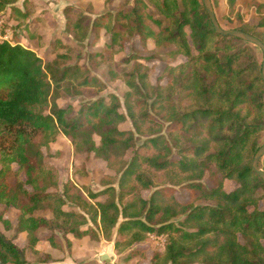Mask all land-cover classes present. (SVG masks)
Instances as JSON below:
<instances>
[{"label":"trees","instance_id":"trees-1","mask_svg":"<svg viewBox=\"0 0 264 264\" xmlns=\"http://www.w3.org/2000/svg\"><path fill=\"white\" fill-rule=\"evenodd\" d=\"M16 1L0 0V8ZM223 1L211 0L215 15ZM253 1L264 12V0ZM236 2L226 0L232 10ZM262 19L244 22L237 13L225 27L217 17L222 28L264 43ZM78 27L79 22L73 29ZM101 34L107 50L123 49L126 40L136 38L150 53L121 59L128 66L121 72L122 101L108 93L83 103L76 114L71 105L51 100V93L53 84L77 67L57 77L34 48L0 42V201L14 204L5 179L10 163L18 166L20 185L32 188L22 189L29 205L18 207L14 235L25 233L34 248L41 239L38 229L44 228L45 240L60 248L62 236L91 240L101 234L129 260L145 255L133 247L146 234H166L164 249L152 251L149 264H264V208H259L264 182L251 168L264 123V85L261 62L250 55L249 43L216 33L201 0H132L93 19L90 49ZM159 55L184 61L165 64V82L152 85L148 67L138 60ZM102 56L90 50L87 60L101 66ZM92 82L86 75L79 84ZM128 119L132 127L122 128ZM60 134L73 142L88 137L85 151L109 171L103 189L83 191L65 183L61 192L51 191L57 169L43 162L42 151ZM225 181L233 183L232 190H225ZM176 186L185 191L184 199ZM201 199L208 204L196 205ZM41 203H47L50 218L33 215ZM0 264H27L2 232Z\"/></svg>","mask_w":264,"mask_h":264},{"label":"rangeland","instance_id":"rangeland-1","mask_svg":"<svg viewBox=\"0 0 264 264\" xmlns=\"http://www.w3.org/2000/svg\"><path fill=\"white\" fill-rule=\"evenodd\" d=\"M131 2L132 0H24L20 5L21 10L17 9L16 5H10L9 9L4 6L1 9L4 10V27L9 29L8 40L12 45L19 43L22 46L34 48L42 58L43 63L53 68L57 77L64 70L76 69L75 67H77L78 71L75 74L54 83L51 93V100L62 106L71 105L72 114H76L83 103L106 96L108 93L116 94L122 101L126 86L121 78V72L128 66L121 59L129 54L145 56L150 53L139 44V40L136 38L126 40L123 49L116 46L112 50H107L104 45L105 35L103 34L96 41L94 48H89V30L93 19L107 11L115 12L118 8ZM256 9L257 6L254 5L253 0H237L233 10L224 0L216 13V17L225 27L229 26L227 24L236 21L237 13L244 22L251 21L258 24V22H263L264 12ZM16 10L26 12L27 15L25 17L14 15L13 17ZM32 12H34L33 16L29 14ZM78 22L77 30L73 29V26ZM262 30H264V26ZM146 42L148 49H151V41ZM248 45L250 46V55L262 63L261 50L250 43ZM90 50L103 54L100 60L101 66H96L87 60ZM161 51L164 52L165 49H161ZM107 52H112V54ZM138 61L148 67L150 82L152 85H156L165 82L162 75L165 64H178L184 61V58L179 56L170 60L166 55H159L153 60L139 59ZM242 63L245 64V62ZM86 75H90L93 82L87 85L79 84ZM121 127L131 128L130 119ZM87 138L84 136L77 137L73 142L71 138L60 134L43 149V162L53 165L57 169V186L51 191L61 192L65 183L76 185L83 191H97L104 188L103 184L108 181L105 173L109 171L101 158L85 151L88 146L85 144ZM93 140L97 144L99 139L94 135ZM262 143H264V123L257 139V144L261 145ZM5 146H9V141L5 142ZM261 167L264 169V158L261 160ZM16 173H18L17 164L10 163L5 179L10 187V190H7L9 192L8 197H12L14 204L6 205L0 201V232L23 251L27 264H53L54 255L61 257L71 248L70 241L64 236H62L63 247L54 248L44 238L49 232L40 228L38 234L41 239L33 248L32 245L28 244L25 233L14 235L13 227L21 217L18 207L29 205L22 189L32 190L29 185H20L22 181H19V176ZM20 177L23 178L21 175ZM110 181L116 185L115 181ZM204 182L208 183L207 179H204ZM224 187L226 191H230L233 188V183L225 181ZM176 190L180 199L186 197L183 189L176 186ZM141 194L148 197L149 192L143 191ZM195 204L203 205L208 204V202L201 199L197 200ZM259 208H264V199L260 201ZM33 215L50 218L51 210L47 203H41ZM166 241V234L148 233L143 240L133 247L136 250H144L145 255L127 260L125 257L127 252L117 254L112 250L113 242L103 239L101 234L91 240L88 237L80 238L78 239V248L74 252L75 262L83 263L86 258L85 254L95 251V254L101 253L106 256H108L107 253H110L108 263L103 262L102 257H99L101 264H149L151 252L162 251ZM84 245L88 247V250Z\"/></svg>","mask_w":264,"mask_h":264},{"label":"water","instance_id":"water-1","mask_svg":"<svg viewBox=\"0 0 264 264\" xmlns=\"http://www.w3.org/2000/svg\"><path fill=\"white\" fill-rule=\"evenodd\" d=\"M201 3L208 15L209 21L214 29V31L218 34H221L223 36H231L243 41H246L256 47H258L262 52V63H261V69H260V76L264 85V43L257 37L238 30V29H224L219 24L217 17L215 15L211 0H201ZM264 156V143L260 145V147L256 150V152L253 155V158L251 160V168L252 170L258 175V177L264 182V169L259 168L258 162L259 160ZM103 262L109 261L108 256L102 255Z\"/></svg>","mask_w":264,"mask_h":264},{"label":"crops","instance_id":"crops-1","mask_svg":"<svg viewBox=\"0 0 264 264\" xmlns=\"http://www.w3.org/2000/svg\"><path fill=\"white\" fill-rule=\"evenodd\" d=\"M23 1L24 0H17L15 3L9 4V5H16L17 9L21 10L22 8L20 5L23 3ZM29 1H32V0H29ZM19 10H16L15 12H17ZM29 14H31V16H33L34 12L29 13ZM68 239L71 243L70 250L66 251V253H63L64 255H62L61 257L58 255L57 256L54 255V263L53 264H101L99 257H102L101 256L102 254L101 253L95 254V251H93L92 253L90 252L88 254H85L86 258H85V261L83 263L75 262L76 256L74 255V252H75V249H77L78 245H79L78 239L72 238L70 236H68ZM83 241H84V239H83ZM85 248H86V250H88V247L85 246ZM112 250H114L113 243H112ZM107 255L110 257V253H107Z\"/></svg>","mask_w":264,"mask_h":264},{"label":"built area","instance_id":"built-area-1","mask_svg":"<svg viewBox=\"0 0 264 264\" xmlns=\"http://www.w3.org/2000/svg\"><path fill=\"white\" fill-rule=\"evenodd\" d=\"M4 25V10L0 8V42H7L11 44V42L8 40L9 29L5 28Z\"/></svg>","mask_w":264,"mask_h":264}]
</instances>
